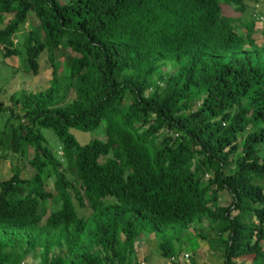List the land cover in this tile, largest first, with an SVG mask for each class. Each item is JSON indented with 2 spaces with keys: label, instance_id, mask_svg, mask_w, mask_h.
Instances as JSON below:
<instances>
[{
  "label": "trees",
  "instance_id": "1",
  "mask_svg": "<svg viewBox=\"0 0 264 264\" xmlns=\"http://www.w3.org/2000/svg\"><path fill=\"white\" fill-rule=\"evenodd\" d=\"M249 2L264 7L0 0L4 56L36 75L46 52L51 66L48 87L6 106L16 124L0 131V156L29 151L32 172L0 179V264H140L139 236L175 226L193 227L217 264L264 262L263 17L244 18ZM71 128L102 137L80 143ZM169 241L159 254L187 264Z\"/></svg>",
  "mask_w": 264,
  "mask_h": 264
},
{
  "label": "rangeland",
  "instance_id": "2",
  "mask_svg": "<svg viewBox=\"0 0 264 264\" xmlns=\"http://www.w3.org/2000/svg\"><path fill=\"white\" fill-rule=\"evenodd\" d=\"M249 8L244 14V18L250 17V12L253 13L257 10L258 14L263 17L262 20L255 21V33L254 37L258 42H264V7L255 5L256 8H252V2H249ZM259 7V8H258ZM226 12H229L228 7L224 6ZM29 19L33 21V17L29 16ZM24 29H29V24L24 25ZM1 48V47H0ZM13 71V74L11 72ZM51 78V66L47 59L46 52L40 55L39 69L36 75L24 73L21 70L20 62L17 58L5 57L3 51L0 49V101L3 103L2 109H0V131H10L11 124H16V119L9 117V112L6 110V106L9 104V96L12 92L26 89L28 91H37L49 86ZM63 89L62 93H64ZM71 96V95H70ZM72 97V96H71ZM70 132L80 142L84 143L94 137H102L100 129L94 131H81L77 128H71ZM42 133L48 140V144L54 148L57 155H61L62 148L59 146L57 138L54 136L53 131L49 128L42 129ZM7 154L6 157L0 156V179H5L11 176L13 173V167L20 169L21 175H28L32 172L30 165L28 164L31 153L27 151L23 155L18 153H12L8 150L4 151ZM12 155V162H9ZM68 176H70L68 174ZM54 176L51 175L47 179L46 189L52 188ZM220 201L222 204H228L230 196L228 193H220ZM48 207V206H47ZM49 209V207H48ZM88 211L87 209L84 212ZM197 228L201 227L207 230L206 223L196 224ZM198 230V229H197ZM147 234H149L147 236ZM162 240H170L169 243L173 245V251L177 257H180L185 251L189 253L187 264H217L222 262V256H217L216 253L208 249L206 241L202 240L193 227L179 230L178 226L166 229L164 232L148 231L140 235L138 238V257L142 256L140 261L144 264H169L170 262L162 257L158 251V242ZM237 262H243L244 264H254L252 262V256L246 255L236 259ZM36 262V261H34ZM169 262V263H168ZM141 263V262H140ZM256 264H264L256 263Z\"/></svg>",
  "mask_w": 264,
  "mask_h": 264
},
{
  "label": "built area",
  "instance_id": "3",
  "mask_svg": "<svg viewBox=\"0 0 264 264\" xmlns=\"http://www.w3.org/2000/svg\"><path fill=\"white\" fill-rule=\"evenodd\" d=\"M188 254L187 253H183L182 255H180V257H178L180 260H183V261H185V260H187L188 259ZM176 259V257L175 256H172L171 258H170V260L171 261H174ZM140 264H144L143 262H141Z\"/></svg>",
  "mask_w": 264,
  "mask_h": 264
},
{
  "label": "crops",
  "instance_id": "4",
  "mask_svg": "<svg viewBox=\"0 0 264 264\" xmlns=\"http://www.w3.org/2000/svg\"><path fill=\"white\" fill-rule=\"evenodd\" d=\"M184 253H187L188 255H189V253L187 252V251H185ZM182 255V254H181ZM189 257V256H188ZM144 259V258H143ZM145 260V259H144ZM143 262V261H142ZM169 263V262H168ZM169 264H171V263H169Z\"/></svg>",
  "mask_w": 264,
  "mask_h": 264
}]
</instances>
